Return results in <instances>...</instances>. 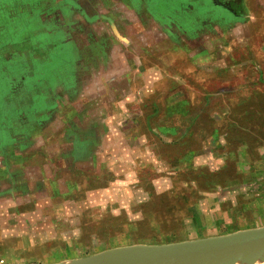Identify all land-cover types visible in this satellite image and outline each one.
Returning <instances> with one entry per match:
<instances>
[{
	"label": "crops",
	"instance_id": "crops-1",
	"mask_svg": "<svg viewBox=\"0 0 264 264\" xmlns=\"http://www.w3.org/2000/svg\"><path fill=\"white\" fill-rule=\"evenodd\" d=\"M242 54L264 85V0H0V264L61 263L138 203L238 101Z\"/></svg>",
	"mask_w": 264,
	"mask_h": 264
},
{
	"label": "rangeland",
	"instance_id": "rangeland-1",
	"mask_svg": "<svg viewBox=\"0 0 264 264\" xmlns=\"http://www.w3.org/2000/svg\"><path fill=\"white\" fill-rule=\"evenodd\" d=\"M247 59L248 55L240 56L242 69L239 76L235 73L240 98L219 125L215 119L210 122L208 140L162 150L160 166L142 174L145 183L143 190H136L138 203L133 199L106 214V221L91 227L82 223L81 229L73 232L75 236L67 234L64 240L73 252H65L64 259L264 226V85L252 76V67L250 72L243 71L250 67L242 65ZM212 129L215 135H211ZM140 177L135 184H141Z\"/></svg>",
	"mask_w": 264,
	"mask_h": 264
},
{
	"label": "water",
	"instance_id": "water-1",
	"mask_svg": "<svg viewBox=\"0 0 264 264\" xmlns=\"http://www.w3.org/2000/svg\"><path fill=\"white\" fill-rule=\"evenodd\" d=\"M264 262V226L196 240L131 245L58 264H256Z\"/></svg>",
	"mask_w": 264,
	"mask_h": 264
},
{
	"label": "bare ground",
	"instance_id": "bare-ground-1",
	"mask_svg": "<svg viewBox=\"0 0 264 264\" xmlns=\"http://www.w3.org/2000/svg\"><path fill=\"white\" fill-rule=\"evenodd\" d=\"M256 264H264V262L263 263H256Z\"/></svg>",
	"mask_w": 264,
	"mask_h": 264
}]
</instances>
